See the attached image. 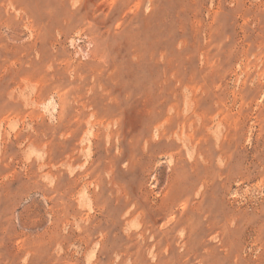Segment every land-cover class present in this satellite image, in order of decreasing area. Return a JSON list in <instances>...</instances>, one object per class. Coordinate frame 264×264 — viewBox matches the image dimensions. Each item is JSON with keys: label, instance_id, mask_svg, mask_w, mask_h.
Returning <instances> with one entry per match:
<instances>
[{"label": "rangeland", "instance_id": "374dc122", "mask_svg": "<svg viewBox=\"0 0 264 264\" xmlns=\"http://www.w3.org/2000/svg\"><path fill=\"white\" fill-rule=\"evenodd\" d=\"M0 264H264V0H0Z\"/></svg>", "mask_w": 264, "mask_h": 264}]
</instances>
